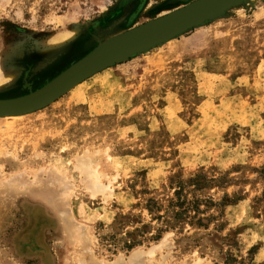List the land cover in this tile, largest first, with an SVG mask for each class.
<instances>
[{
	"label": "rangeland",
	"instance_id": "374dc122",
	"mask_svg": "<svg viewBox=\"0 0 264 264\" xmlns=\"http://www.w3.org/2000/svg\"><path fill=\"white\" fill-rule=\"evenodd\" d=\"M194 1L0 0V100L42 87L77 44ZM135 249L132 264H264V0L0 120V264H127Z\"/></svg>",
	"mask_w": 264,
	"mask_h": 264
},
{
	"label": "water",
	"instance_id": "95a60500",
	"mask_svg": "<svg viewBox=\"0 0 264 264\" xmlns=\"http://www.w3.org/2000/svg\"><path fill=\"white\" fill-rule=\"evenodd\" d=\"M240 0H196L156 20L147 22L119 36H115L92 51L82 62L66 72L50 86L32 94L0 100V113L25 109L38 110L87 74L101 66L126 59L137 52L146 51L184 31L199 26L206 20L221 15ZM60 95V96H59ZM53 100V101H54Z\"/></svg>",
	"mask_w": 264,
	"mask_h": 264
},
{
	"label": "bare ground",
	"instance_id": "6f19581e",
	"mask_svg": "<svg viewBox=\"0 0 264 264\" xmlns=\"http://www.w3.org/2000/svg\"><path fill=\"white\" fill-rule=\"evenodd\" d=\"M75 32V31H74ZM74 33L73 32H63V33H60V34H57V35H54L52 36L51 38H49L47 40V43L45 45V48L47 49H52V48H57L59 46H63V45H66L67 42L71 41L73 39V35ZM67 49V48H66ZM81 55V49L79 47H75L74 49H72L71 51H69L68 53H64V56H63V60L62 61H58L59 64L63 65L66 63V61H68L69 59H75L76 57L80 56ZM89 54L83 56V57H80V59H78L77 61L75 62H72L64 71H62L61 73H59L57 76L53 77L49 82H46V84H44L42 87H40L39 89H36L34 91H32L31 93L34 94L48 86H50L51 84H53L55 81H57L59 78H61V76H63L66 72H68L69 70H71L72 68H74L77 64H79L80 62H82L83 60H85L86 58H88ZM49 61V56H47L45 59H44V62L43 63H47ZM111 63H107L103 66H101L100 68L94 70L93 72L87 74L86 76L82 77L81 79H79L78 81L74 82L70 87H68L65 91H63L60 95H63L65 94L66 92L70 91L72 88L78 86L81 82L85 81V79H87L88 77H91V76H94L95 74L99 73V72H102L106 69L109 68ZM51 71V68L46 70L41 76L45 77L49 72ZM10 77L8 76H0V85H2V83H6L7 81H9ZM40 80H42V78L40 77ZM43 81V80H42ZM59 95V96H60ZM54 99H50L47 104H50L51 102H53ZM35 108L33 109H25V110H21V111H17V112H3V113H0V120L2 121H6L8 119L12 120V121H18L24 117H26L28 114L34 112ZM8 127V125H5ZM79 161V160H78ZM81 162V161H80ZM76 164V163H75ZM77 166V165H76ZM81 167V166H80ZM85 170V168L83 169ZM86 171V170H85ZM84 172V171H83ZM92 192V191H91ZM166 238V237H165ZM166 240V239H165ZM164 238L159 242V244H162L163 241H165ZM155 246V247H154ZM152 248L155 249L156 248V245H154ZM161 246V245H160ZM158 247V246H157ZM164 247V246H163ZM152 249V250H153ZM149 252V255H151V251ZM143 252V250H142ZM142 252L139 250V249H135L132 251L131 253V256H130V262H128L127 264H132V262H135V261H138V259H142ZM153 252V251H152ZM146 256V255H145ZM153 256V255H152ZM145 258V257H143ZM120 263H123V262H120ZM120 263H117V264H120ZM134 264V263H133Z\"/></svg>",
	"mask_w": 264,
	"mask_h": 264
},
{
	"label": "flooded vegetation",
	"instance_id": "af4514ba",
	"mask_svg": "<svg viewBox=\"0 0 264 264\" xmlns=\"http://www.w3.org/2000/svg\"><path fill=\"white\" fill-rule=\"evenodd\" d=\"M75 47H79V48L81 49V55L78 56V57H76L75 60H74L73 62H75V61H77L78 59H80V57H83V56L87 55V54H85V48H83L81 44H77V45L74 46L72 49H74ZM72 49H71V50H72ZM71 50H69V51H71ZM69 51H68V52H69ZM66 53H67V52H66ZM71 63H72V62H71ZM71 63L68 61V62H66L64 65H62L61 67H55L53 73H51L50 75H46V76H45L46 79H45V77H44L43 82H40L39 86H40V85L43 86L44 84H46V82H49V81L53 78L52 76L54 75V73H55L57 70H61V72H62V71H64V70H65V69H66ZM61 72H60V73H61ZM52 74H53V75H52ZM58 74H59V73H58ZM58 74H57V75H58ZM57 75H56V76H57ZM50 78H51V79H50ZM36 80H39V79H36ZM35 83H36V82L31 81L30 84H29V83H26L25 85H26L27 87H31V85H32V87H35V86H34ZM39 88H40V87H39ZM39 88H38V89H39Z\"/></svg>",
	"mask_w": 264,
	"mask_h": 264
}]
</instances>
